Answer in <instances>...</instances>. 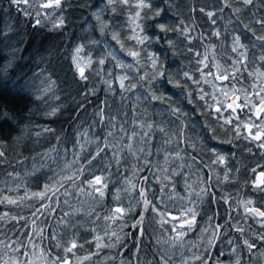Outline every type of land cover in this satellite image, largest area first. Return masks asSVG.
Masks as SVG:
<instances>
[{
	"label": "snow or ice",
	"instance_id": "6c2138e0",
	"mask_svg": "<svg viewBox=\"0 0 264 264\" xmlns=\"http://www.w3.org/2000/svg\"><path fill=\"white\" fill-rule=\"evenodd\" d=\"M257 2L258 0H214L215 10L205 5L198 8L190 7L188 11L206 16L211 25H216L218 12L230 10L236 14V19L239 21L243 9L234 5L242 4L244 8H248ZM10 3L18 9L21 4L27 5L23 10L25 16H32L33 13L28 11V8L34 7V27L42 26L45 20L51 22L53 30L65 26L66 18L62 12L69 4V0H10ZM161 3L166 7H159L155 0H99V4H103L104 7L94 11L92 15L99 24L100 34L110 38L113 43L109 44L105 39L103 48H107L108 51H102L103 55L96 57L92 55L91 50L86 51L87 45H76L72 50L71 61L75 75L81 81L89 79L87 73L94 65L97 76L104 73L107 76L102 80L106 86L105 90L113 95L118 94L120 105L115 113L112 112V105L107 99L102 107H97L95 115L99 119L94 121V124L103 126L101 128L103 134L92 135L87 129L83 132L78 131L79 139L72 145L73 159L66 161L59 171H53L52 175L46 176L43 183L36 174L47 165L41 164L39 168L34 166L33 172L29 175L36 180L35 189L26 183H16L15 188L8 186L0 188V206L32 209L30 220L28 217L13 215L10 211L0 209V225L8 221H25L23 227L31 228V232L23 233L27 242L19 238L15 240L0 238V264H89L103 249L123 246L121 242L124 237L121 232L127 226L126 217L133 213L136 219L131 227L137 230L140 237L147 232L144 227L146 219L157 225L154 230L155 243L160 247L157 264H175L172 260L173 250L177 246L181 248L184 246L188 233L199 227L198 218L206 214L201 209V205L211 204L213 200L229 204L231 197L229 195L216 197L210 183L213 175H206L204 179L197 176L199 184L204 185L199 191H196L185 179L183 186L187 195H181L177 191V180L174 177L178 178L184 174L182 170L185 165L180 164L178 171L171 167L170 161L183 160L184 157L180 150L170 152L167 146L183 142L196 151L206 150L213 158L210 163L203 164V168L213 173L217 182H220L221 177L213 165H224L222 180L226 182L232 179L229 175L232 169L228 167V157L225 154L216 147L209 148L205 145L204 148H197L196 141L188 136L186 118L189 113L180 106L182 100L197 105L193 112L200 111L202 116L215 118L216 127L205 120V130L211 133L209 139L220 140L217 128L226 129L233 135L229 139L220 140V143L232 144L234 140L241 139L250 141L260 150L261 159L264 160V16L257 19L256 13H253L252 21L248 23L241 21L243 28L251 34L249 45L243 42L245 39L243 33L232 34L230 42L218 28H214L210 33H196L198 25L195 18H191V21L186 23L178 11L175 13L177 22L171 23L163 17L167 11L176 9V0H161ZM99 4L96 7H99ZM260 7L264 8V4H260ZM57 10L61 14L54 16ZM105 11L113 14L111 20L102 16ZM120 17H123L122 21ZM156 18L161 19L153 25L145 23ZM253 25H257L258 28ZM148 27H155L162 34L171 32L176 34L178 39L182 38L185 42V51L191 54L189 63L194 61L196 67L185 70L181 66L176 72L166 69L164 62L161 61V57L165 54L151 51L146 46L150 36L147 32ZM11 31V28H8L7 32L0 29V45H4L5 40L9 39L8 32ZM224 31L227 32V28ZM213 37L216 38V42H213ZM167 44L172 50V55H178L172 48L174 40L169 38ZM91 45H100V40L92 41ZM257 47L261 54L258 58L250 60V48ZM2 51L3 48L0 47V52ZM4 59L5 57L0 55V75L10 66L4 64ZM255 59L261 62L260 66H255ZM109 62L112 64V70H108ZM249 64L253 65L252 70H248ZM244 72H247L246 77L243 75ZM39 75L44 79L41 81L42 87L36 99L45 100L49 95L59 99L54 96L56 82L51 75L44 76L43 71ZM249 78L252 82L247 87L236 86L242 79ZM164 85L170 86L172 90H178V94L164 90ZM204 85H207L211 91H206ZM87 91L88 94L95 95L97 89L91 88ZM153 102L164 106L158 109V114L163 115L167 112L175 117V121L172 122L175 125L174 130L166 126L167 122L150 119L149 106L153 105ZM141 105H145L142 110ZM60 107L62 106L52 107L46 115L56 116ZM79 107H83V104L78 105ZM129 107L132 113L130 124L127 119L129 113L121 111ZM0 117L7 119V113L0 111ZM43 133H54V130L44 127L36 135L40 136ZM157 134L160 138L159 146L155 143ZM56 139L59 140L60 137L57 136ZM90 145H95L94 150H88ZM6 147L4 141L0 140V165L7 163ZM154 149L162 156V162L154 164L149 159ZM244 150L248 153L252 152L251 147ZM54 151L55 148L50 149L42 158L52 159L51 152ZM64 151L65 154L68 153V149ZM109 151L111 160L116 165L125 166V174L118 181L121 183L120 187L115 184L110 187L112 173L108 169L112 164L104 159V155ZM129 159L135 162L129 165ZM98 160L104 163V167H101L99 172L96 170ZM189 160L191 162L186 166L193 168L197 157L189 156ZM196 171L199 173L202 169L197 167ZM235 171L239 172L240 168ZM148 172H152L155 176L157 186L155 190L152 187V178L145 175ZM250 172L255 178L244 181V185L250 184L255 193H264V165L257 163ZM6 175L14 180L20 176L19 173H15L14 176L12 173ZM20 188L24 189L22 195L17 191ZM73 191L79 197L89 198L93 204H103L106 198H110L112 205L106 209L103 216L95 207L90 206L83 212L84 219H78L76 214L82 212L83 208H72L70 205L69 198L72 197ZM133 192L137 194L136 197H129V203L125 205L124 197ZM61 196L64 197L62 203L71 208V211L64 212L57 220V225H63L66 230L65 235L71 231V235L67 238H62L55 230L46 235L45 227L41 225H46L47 221L38 223L40 217L55 211L53 205L60 207ZM80 203L83 205L85 201L81 200ZM235 207L242 209V219L251 218L264 227V198L260 201L252 198L236 200ZM232 211L233 209H229L227 219L220 216L223 223L217 219L220 215L217 212H213L204 220L199 239H206L208 248L213 247L223 237L229 220L234 221L231 225L234 231L244 236L246 229L231 214ZM149 213H151L150 217L147 215ZM93 216L95 220L91 219ZM100 220L105 222L102 228L97 223ZM87 223L94 225L86 230L91 236L90 239L80 233V229ZM112 225H118V229L112 228ZM4 235L0 232V237ZM252 235L264 241V232H253ZM36 238H39V242ZM45 240L55 241L54 247L60 249V254H55L51 248L44 246ZM105 240L108 242L106 243ZM228 243L232 244L233 241L229 240ZM243 244L249 251L257 247L255 242H250L247 238L243 239ZM92 248L95 251H92ZM81 250H84V255H78ZM236 251L234 247L232 252L236 253ZM220 255L223 253L221 252ZM260 255L264 256V252ZM110 259L114 258L105 256L96 264H106ZM191 259L202 261V257L195 253ZM121 264L126 262L122 261ZM148 264L153 262L148 261ZM181 264H190L189 259L181 255ZM216 264L223 262L217 258ZM234 264H240L239 255Z\"/></svg>",
	"mask_w": 264,
	"mask_h": 264
},
{
	"label": "trees",
	"instance_id": "16d2710c",
	"mask_svg": "<svg viewBox=\"0 0 264 264\" xmlns=\"http://www.w3.org/2000/svg\"><path fill=\"white\" fill-rule=\"evenodd\" d=\"M155 2L159 7H166V5L161 3V0H155ZM98 4L99 0H69V4L63 8L62 12L66 18L65 26L61 29L53 30L51 22L48 20H45L42 26L34 27V7L28 8V11L32 12L33 15L25 16L23 10L27 8V5L21 4L18 9L17 6L10 3V0H0V29L5 32L8 31V28L12 29L11 32H8L9 39L5 40L4 45H0L3 48L0 55L5 57L4 64L10 65L0 75V111L7 113V119L0 117V140H3L7 145L5 148L7 163L0 165V186L2 184H10L13 179L6 175V173H12L13 176L15 173L21 174L20 168L22 166L43 157V154L49 152L50 149H56V151L51 152L52 155L64 152L65 149L70 150L75 140L79 139L77 136L78 131L83 132L87 129L92 135L96 133L102 135L101 128L103 126L94 124V121L99 119L95 115V112L98 106H103L105 99L112 105L113 113L119 107L120 101L113 94H109L100 87V83L97 86L95 95L88 94V89L96 87L91 81L90 72L88 71L87 73L89 77L87 81L79 80L78 76L75 75L71 61L74 47L78 43L83 44L92 32L96 35L95 28L98 26V22L92 13ZM260 4H264V0H258L257 3L248 8H244L242 4H236L234 6L243 9L239 21L236 19L235 13L226 9L223 13H217V23L216 25H211L206 16L198 12H189L188 9L190 7L198 8L207 5L212 10H215L214 0H176V9L167 11L163 19L171 23L177 22L175 13L178 11L186 23H189L191 18H195L198 25L196 33H210L214 28H218L224 36H227L229 42L232 34L243 33L245 37L243 42L250 45L251 34L243 28L241 21L243 23L252 21L253 13H256L257 19L264 16V8L260 7ZM60 14L61 12L57 10L54 16ZM102 15L109 20L113 18V14L108 11L103 12ZM160 19L147 20L145 23L153 25L159 22ZM120 20L122 21L123 17H120ZM229 20H231V23H229ZM87 24H90V29L86 27ZM253 26L258 28L257 25ZM226 28L227 32L224 31ZM147 32L150 36L159 35L161 37V44L151 45L150 50L165 54L161 58L164 60L166 69L176 72L181 66L185 70L196 67L194 61L189 63L191 54L185 51V42L182 38L178 41V55L173 56L172 50L164 43V34L160 33L155 27H148ZM196 33L193 34L195 35ZM168 38L176 39V34L169 33ZM212 40L216 42V38L213 37ZM260 54L261 51L258 47L250 48L249 58L250 60L258 58ZM260 64L261 62L255 59V66L258 67ZM252 68L253 65L249 64L248 70H252ZM41 71L44 72V76L51 75V78L55 80L54 96L59 97V99H55L51 95L45 97V100L36 99L40 94L39 89L42 87L41 81L44 79L43 76L39 75ZM243 75L246 77L247 72H244ZM251 82L250 78L242 79L236 86L243 85L247 87ZM164 90L178 94V90H172L168 85H164ZM173 98L175 99V96ZM198 103L202 104V102ZM80 104H83V107L78 108ZM58 105L62 107H60V111L56 116L50 117L42 114L49 109V106L56 107ZM180 106L185 112L189 113V118H186L188 121L187 134L192 140L196 141L197 148L211 145V147L222 149V152L228 157V167L232 169L229 173L232 179L229 181L225 182L221 180L217 182L214 176L210 182L212 186L211 190L215 192L217 198L222 195H229L231 202L225 204L222 201L216 202V200H213L211 204L201 205V209L206 214L198 218L199 224H203L207 216H211L213 212L220 214L217 216L218 220H220V216H224L227 219L229 209H233L231 214L246 229L244 236H240L231 227L234 221L229 220L223 237L213 247H207L199 255L202 257V261L194 260L193 264H215L217 255L220 252L228 253L229 256L234 257V261H231V264H234L237 255L240 257V264H264V256L260 255L261 252H264V241H260L256 236L252 235L253 232H264V227L255 223L251 218L248 220L242 219V209H236L235 207L236 200L252 198L260 201L261 198H264V193H255L252 191L250 184L248 186L244 185V181H250L252 175L250 169L255 167L257 163L264 165V160L260 156V150L256 148L255 144L243 139L239 141L234 140L232 144L220 143V140L232 137L230 131L226 129L217 128V135L220 137V140L209 139L208 137H210L211 133L205 130V120L207 119L213 124V127H216L215 119L213 117L202 116L200 111L193 112V109L197 105L188 104L186 100H182ZM121 111L128 112L127 119L130 120L132 114L130 107L123 108ZM191 117H194L195 120L193 121ZM90 125L91 128H89ZM44 127L52 128L54 133H43L37 136L36 133L41 132ZM57 136L60 137L59 140L56 139ZM197 137H200V139H197ZM201 140H203V144H201ZM101 146L103 147L102 144ZM248 147L252 148L251 153L244 150ZM179 149L185 151L189 156L197 157L196 164L202 169L203 179L206 178V175H210V171L203 168V164L209 162V153L206 150H186L185 143L183 142L179 143ZM198 153L202 156L199 157ZM107 161L112 164V167L108 169L112 173L110 187L112 184L118 186V181L125 174V166L114 165L111 159ZM242 165L243 167H241ZM96 167L99 171L101 167H104V163L98 160ZM237 168H240L239 172L235 171ZM145 175L149 176L150 172L145 173ZM175 180H177L178 184L179 177H176ZM136 195L135 192L132 193L133 198ZM60 199V207L53 205L55 211L50 215L40 217L38 223L44 220L47 221L46 225H41L45 227L46 235L55 230L62 238H67V236L71 235V231H68L67 235H65L66 230L63 225H57L58 217L68 210L62 203L63 196ZM110 205L111 199L106 198L104 203L99 204V207H97V212L103 216ZM257 206H259V203ZM0 209L10 211L13 215L25 216L29 220L31 219L32 209L30 208L0 206ZM147 215L150 217L151 213ZM76 217L83 219L79 213L76 214ZM135 219V213L126 217L127 226L123 228L121 233L124 237L121 242L123 246L117 245L115 248L104 250L110 257L114 258L110 259L106 264H115L122 261H125L126 264H148V261L157 264L160 254V247L156 245L154 240V230L157 228V225L152 223L150 219H146L144 227L147 229V232L143 237H140L137 230L131 227ZM220 222L223 223V220H220ZM24 223L25 221H8L3 223L0 225V232H3L5 235L0 238H11L12 240L19 238L27 242L23 233L31 232V228L23 227ZM97 223L101 228L103 227L102 220L97 221ZM93 226L91 223L85 224L80 229L81 235L90 239L91 236L86 230ZM245 238L250 242H255L257 247L249 251L243 244V239ZM36 240L39 242V238H36ZM229 240H232L233 243L229 244ZM54 243L55 241L45 240L44 246L51 248L53 253L60 254V249L55 248ZM87 247L86 245L85 248ZM234 247L237 250L236 253L232 252ZM91 250L94 251L95 249L92 248ZM103 253L102 251L101 254L103 255ZM84 254V250L78 253V255ZM21 258L23 259V257ZM92 263L93 261L89 262V264Z\"/></svg>",
	"mask_w": 264,
	"mask_h": 264
},
{
	"label": "rangeland",
	"instance_id": "374dc122",
	"mask_svg": "<svg viewBox=\"0 0 264 264\" xmlns=\"http://www.w3.org/2000/svg\"><path fill=\"white\" fill-rule=\"evenodd\" d=\"M103 7H104L103 4H99V7H97L94 11H98L100 8H103ZM86 27H88V29H90V24H87ZM95 34L96 35H94V33L92 32L90 36L92 38H95V39H98V40L101 39V35H100V32H99V24L95 28ZM103 39L104 40L107 39V42L109 44L112 43L110 38L103 37ZM86 40L84 41V43L86 42ZM87 46L88 47L86 48V51L91 50V53H92V55L94 57L99 56L101 54V52L104 50L103 49V44H101L99 46H93V45H87ZM95 70H96V66L94 65L93 69L91 71H89L90 74H91V76H90L91 77V81L96 85V87H95L96 89H97V86L100 83L101 84L100 87H102L105 90L106 86L102 83V80H101L100 77L95 76ZM108 70H112V64L110 62L108 64ZM115 71H119V70H115ZM237 87H240V86H237ZM204 88H205L206 91H211V89L207 85H204ZM109 94H111V93H109ZM114 96L117 98V100H119L118 94L114 95ZM144 106L145 105H141V110L143 109ZM163 107H164L163 105H159V104H156L155 102H153V105L149 106L150 119L155 120L157 122H167L166 126L169 127L170 129L174 130L175 125L172 122L175 121V117L170 116L167 112H164L163 115L158 114V109H161ZM187 118H189V117H187ZM191 119L193 121L195 120L194 117H191ZM130 122H131V117H130V120H129V124H130ZM129 130H131V128H129ZM90 134H92V133H90ZM230 134L233 135L231 132H230ZM155 143L157 144V146H159L160 138H159L158 134H157V139H156ZM208 147L211 148V145L208 146ZM94 148H95V145H90L88 150H94ZM167 148H168V150L170 152L173 151V150H180L179 149V144H175V143L172 144V145L167 146ZM185 149L186 150H192V148L188 147V145L186 143H185ZM76 150L78 151V149H76ZM219 150L222 152V149H219ZM72 151H73V148L68 150L67 154H65V151L61 152L59 154H54V155L51 154L52 159H47L46 157H44V158L41 157L38 160H35L34 162H31L29 164H25L24 166H22L20 168L21 174H20V176L18 178H16L15 180L12 179L10 184H7V185H3L2 184L0 186V188H4L5 186L15 188L16 183H26V184L29 185V187L35 189L36 188V180L31 175H29L30 173L33 172V167L35 166V167L39 168L41 164L47 165V167L41 168L40 172L36 174L37 176L40 177L41 183H43L46 176L52 175L53 171H59L60 167H63V165H64V163L66 161H71L73 159ZM222 153L225 154L224 152H222ZM181 154L184 157L183 160L170 161V164H171L172 168L177 169L178 171H180V169H179V165L180 164H184L185 165V167L182 170L184 174L179 177V182L177 184V191H179L181 195H187V193L185 192L184 186H183L184 180L187 179L188 183L192 184L193 187L196 189V191H199V188L202 187V184H199V182L197 180V176L199 175L200 178L203 179V174H202V171L197 173L196 169H197V167H199L197 164L193 168H188L186 165L191 162L189 160V154H187L185 151H181ZM208 155H209L208 156V159H209L208 163H210V160L213 157H211L210 153ZM198 156L200 157L202 155L198 153ZM226 157H227V155H226ZM104 159L105 160L111 159V152L110 151L107 152L104 155ZM149 159L152 160L154 164L158 163V162H162V156L160 154L156 153L155 149L153 150V155L151 157H149ZM134 162L135 161H132L131 159H129L128 164L130 165L131 163H134ZM112 163L115 165L114 161H112ZM213 166L216 169V172L219 173V176L221 177V180H222V177L224 175V170H225L224 165H213ZM96 170H97V167H96ZM154 171H155V169H154ZM97 172H99V171L97 170ZM210 175H213V177H214V174L211 173V172H210ZM149 176L152 178V187H153V190H155L156 187H157L156 183H155V176H153L152 172H150ZM175 178L176 177H174V179ZM254 178L255 177L252 174L250 180H252ZM120 186H121V183H118L117 187H120ZM17 191L19 192V194L22 195L24 189L20 188ZM9 194L15 195L16 193H9ZM129 197H132V193H130L129 196H125L124 197L125 205H127L129 203ZM63 199H64V197H63ZM245 199H247V198H245ZM81 200L85 201V203L83 205H81V203H80ZM133 202H134V199H133ZM69 203L72 206V208H77V207H82L83 208V211L79 213V214L82 215L83 219H84L83 212L87 211L90 206L95 207L96 211H97V207H99V204H93L92 201L89 198L77 196L74 191H73L72 197L69 198ZM111 205H112V201H111ZM64 207L68 209L67 211H71V208L69 207V205H64ZM91 219L95 220V217L93 216ZM104 223L105 222L102 221L103 225H104ZM203 226H204V223L201 224V225L199 224V227L195 228L192 232L188 233V235L186 237V242H185V244H184V246L182 248L177 246L173 250L172 260L175 261V264H181V255H183L184 258L189 259L190 264H193L194 260L191 259L193 253H195L196 255H200L201 253H203L206 250V248H207L206 239L205 240L199 239L200 228L203 227ZM111 227L114 228V229H118V225H112ZM105 242L107 243L108 241L105 240ZM109 249L110 248L103 249L102 250L104 252L103 255L101 254V252H102L101 251L99 256L93 259V263L92 264H96L97 261L103 260V258L105 256H109L104 251V250H109ZM220 253L217 255V258L220 261H222L223 264H231L232 263L231 261H234L233 260L234 257L233 256H229L228 253H223V255H220ZM230 257H231L232 260L230 259ZM5 258H7V257H5ZM108 261H106V263ZM115 264H121V262H116ZM215 264H216V262H215Z\"/></svg>",
	"mask_w": 264,
	"mask_h": 264
},
{
	"label": "clouds",
	"instance_id": "9594fccd",
	"mask_svg": "<svg viewBox=\"0 0 264 264\" xmlns=\"http://www.w3.org/2000/svg\"><path fill=\"white\" fill-rule=\"evenodd\" d=\"M85 31H87V29H85ZM159 31V30H158ZM169 33H171V32H165L164 33V43H166L167 44V41H168V36H169ZM101 35V39H99L100 40V45L101 44H103L104 45V39H103V35L102 34H100ZM94 40H98V39H95V38H92L91 36H89V38L86 40V42L85 43H83V44H85V45H91V42L92 41H94ZM174 40V45L172 46V48L175 50V52L177 53V47H178V41H179V39L176 37V39H173ZM80 43H78L77 45H79ZM153 44H161V38H160V36L159 35H155V36H149V40H148V42H147V47L149 48V50H150V46L151 45H153ZM96 46H99V45H96ZM167 46H168V48H169V45L167 44ZM161 47H163V45H161ZM184 48H185V45H184ZM104 50H103V52H107L108 51V49L107 48H103ZM103 52H101V55H103ZM161 61L162 62H164V60L161 58ZM95 72H96V70H95ZM95 76H97L96 74H95ZM98 77H100L101 78V80H103V79H106L107 78V76L104 74V73H101ZM73 83H75V81H73ZM157 87H159V85H157ZM45 103H47V101L45 102ZM51 106H49V109L48 110H46V111H44L42 114L43 115H45V116H47L46 115V113L47 112H49L50 110H51Z\"/></svg>",
	"mask_w": 264,
	"mask_h": 264
}]
</instances>
